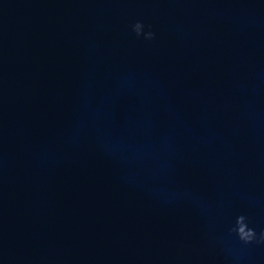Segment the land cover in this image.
Masks as SVG:
<instances>
[{
    "label": "water",
    "instance_id": "obj_1",
    "mask_svg": "<svg viewBox=\"0 0 264 264\" xmlns=\"http://www.w3.org/2000/svg\"><path fill=\"white\" fill-rule=\"evenodd\" d=\"M239 215L258 240L264 0H0V264H264Z\"/></svg>",
    "mask_w": 264,
    "mask_h": 264
},
{
    "label": "clouds",
    "instance_id": "obj_2",
    "mask_svg": "<svg viewBox=\"0 0 264 264\" xmlns=\"http://www.w3.org/2000/svg\"><path fill=\"white\" fill-rule=\"evenodd\" d=\"M132 31L137 37L143 36L145 40L151 41L155 39V33L151 31L150 26L149 30L145 31V25L140 21H137L134 25H132ZM231 232L235 233L239 240L244 244H249L254 240H257V233L253 228L249 227L248 220L245 215H239L236 217L235 225L231 228ZM257 242L264 243V231L259 234Z\"/></svg>",
    "mask_w": 264,
    "mask_h": 264
}]
</instances>
